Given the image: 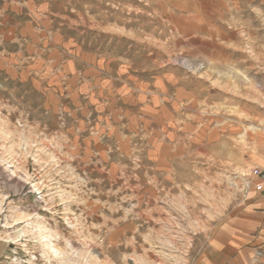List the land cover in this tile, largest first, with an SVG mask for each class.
<instances>
[{"label": "rangeland", "instance_id": "1", "mask_svg": "<svg viewBox=\"0 0 264 264\" xmlns=\"http://www.w3.org/2000/svg\"><path fill=\"white\" fill-rule=\"evenodd\" d=\"M255 92L264 0H0V264L220 262Z\"/></svg>", "mask_w": 264, "mask_h": 264}, {"label": "crops", "instance_id": "2", "mask_svg": "<svg viewBox=\"0 0 264 264\" xmlns=\"http://www.w3.org/2000/svg\"><path fill=\"white\" fill-rule=\"evenodd\" d=\"M228 87L225 89L228 90ZM253 101L258 107H264V94L255 92ZM236 113L240 118L237 125L225 123L223 131L237 134L240 145L247 153V163L260 166L264 161V121L259 119L249 124L245 122L247 114L241 108ZM248 169L242 165L239 171L246 175L249 174ZM258 182L251 174L246 182L247 189L242 187L247 191L243 193V189L238 187L233 219L225 226L228 229L225 230L227 239L215 238L211 243L212 252L221 256V261L205 258L203 264H264V189H256ZM224 202L229 205L230 201L225 198ZM255 251H262L257 259L254 257Z\"/></svg>", "mask_w": 264, "mask_h": 264}, {"label": "built area", "instance_id": "3", "mask_svg": "<svg viewBox=\"0 0 264 264\" xmlns=\"http://www.w3.org/2000/svg\"><path fill=\"white\" fill-rule=\"evenodd\" d=\"M251 174L259 181L256 185V189L262 191L264 189V161L262 165L254 167Z\"/></svg>", "mask_w": 264, "mask_h": 264}]
</instances>
